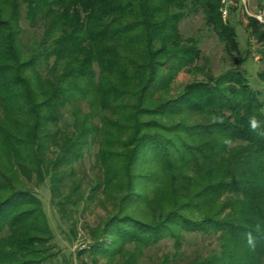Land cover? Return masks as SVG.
<instances>
[{
    "label": "trees",
    "instance_id": "obj_1",
    "mask_svg": "<svg viewBox=\"0 0 264 264\" xmlns=\"http://www.w3.org/2000/svg\"><path fill=\"white\" fill-rule=\"evenodd\" d=\"M224 7L0 0V264H60L46 181L78 244L91 205L112 213L85 224L76 251L93 264H264V136L249 126L264 131V70L252 85ZM198 15L232 61L219 75L198 64L204 33L182 32Z\"/></svg>",
    "mask_w": 264,
    "mask_h": 264
},
{
    "label": "rangeland",
    "instance_id": "obj_2",
    "mask_svg": "<svg viewBox=\"0 0 264 264\" xmlns=\"http://www.w3.org/2000/svg\"><path fill=\"white\" fill-rule=\"evenodd\" d=\"M242 2H237L236 0H226L225 6L229 10L228 18L237 27L238 38L241 44L242 50L250 49L252 51L251 56L248 57L244 64V69L247 71L249 80L252 85H257L258 72L264 70V22L259 21L263 24L262 28L248 30L247 26H251L253 19H258L259 14H263L264 18V0H241ZM231 7H236L233 12L230 10ZM204 33L203 42L201 48L203 50V55L198 60V64L207 65L214 75H219L223 71L231 67V59L225 54L223 45L220 43L218 37L208 31V29L203 28V20L200 15L186 19L182 23V32L185 36H191ZM208 67L206 70L208 71ZM207 77L203 73H188L183 72L179 76L180 82H190L194 79H206ZM92 152H96V148H92ZM93 163L92 159L87 156L85 160V165L88 167ZM36 194L42 201L43 210L47 216L48 224L52 229L55 242L61 250V254L58 258V263L64 264H93L88 253L79 257L77 255V249L79 247L85 250L90 247L88 231L85 228V224L95 226L110 217L111 214L107 212V209L98 204L91 205L82 215L80 229H79V244L72 241L69 235V230L66 226L62 225L59 221L58 211L56 206L51 201V190L50 183L46 181L38 187H36ZM111 212H115V209L108 206ZM192 235H190V238ZM198 241L204 240V238H198ZM206 244L211 243L210 239H205ZM88 243V244H87ZM169 244V243H168ZM197 246H193L191 249H195ZM157 257L161 256L164 252L168 250H173L172 244L166 246V241L160 243L159 247L156 249ZM104 260L100 261L99 264H103Z\"/></svg>",
    "mask_w": 264,
    "mask_h": 264
},
{
    "label": "clouds",
    "instance_id": "obj_3",
    "mask_svg": "<svg viewBox=\"0 0 264 264\" xmlns=\"http://www.w3.org/2000/svg\"><path fill=\"white\" fill-rule=\"evenodd\" d=\"M249 126L251 131L256 132L258 135L264 136V131H258L259 122L254 116L249 118ZM249 237H250V241L253 243L254 246V241L251 240V234H249Z\"/></svg>",
    "mask_w": 264,
    "mask_h": 264
},
{
    "label": "built area",
    "instance_id": "obj_4",
    "mask_svg": "<svg viewBox=\"0 0 264 264\" xmlns=\"http://www.w3.org/2000/svg\"><path fill=\"white\" fill-rule=\"evenodd\" d=\"M225 1H226V0H224V2H225ZM222 10H223L224 16L227 17V15H228V8L225 6ZM257 17H258V19H259L261 22H264L263 14H259Z\"/></svg>",
    "mask_w": 264,
    "mask_h": 264
}]
</instances>
